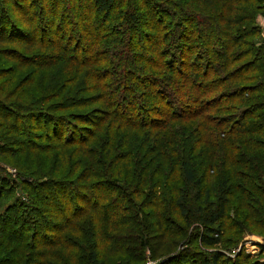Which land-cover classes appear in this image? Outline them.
Instances as JSON below:
<instances>
[{
  "label": "trees",
  "instance_id": "trees-1",
  "mask_svg": "<svg viewBox=\"0 0 264 264\" xmlns=\"http://www.w3.org/2000/svg\"><path fill=\"white\" fill-rule=\"evenodd\" d=\"M147 259L264 264V0H0V264Z\"/></svg>",
  "mask_w": 264,
  "mask_h": 264
},
{
  "label": "rangeland",
  "instance_id": "rangeland-1",
  "mask_svg": "<svg viewBox=\"0 0 264 264\" xmlns=\"http://www.w3.org/2000/svg\"><path fill=\"white\" fill-rule=\"evenodd\" d=\"M259 241L262 242V240L259 237H257V236H249L248 238H246V242H245V245H244L245 251L247 253L251 254V255L257 256L258 252H259V248L256 245H258ZM191 248H193V246ZM194 251L195 252L197 251L196 253H199L198 251H201V249L200 248L199 249L196 248V250H194ZM203 252H206V251H203ZM147 261L149 262L151 260L147 259Z\"/></svg>",
  "mask_w": 264,
  "mask_h": 264
},
{
  "label": "built area",
  "instance_id": "built-area-1",
  "mask_svg": "<svg viewBox=\"0 0 264 264\" xmlns=\"http://www.w3.org/2000/svg\"><path fill=\"white\" fill-rule=\"evenodd\" d=\"M259 244H263V242L259 241V242H258V245H259ZM258 245H256V246L258 247ZM230 256H233V255H230ZM146 264H155V263L147 262Z\"/></svg>",
  "mask_w": 264,
  "mask_h": 264
}]
</instances>
